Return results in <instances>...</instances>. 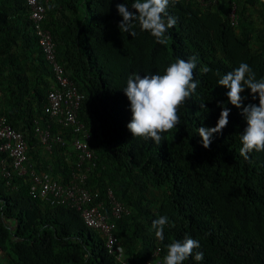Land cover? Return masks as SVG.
Instances as JSON below:
<instances>
[{
  "label": "trees",
  "instance_id": "obj_1",
  "mask_svg": "<svg viewBox=\"0 0 264 264\" xmlns=\"http://www.w3.org/2000/svg\"><path fill=\"white\" fill-rule=\"evenodd\" d=\"M233 1L170 2L168 13L177 23L166 32V45L138 22L134 36L120 31L116 5L131 8L134 0H55L47 6L44 26L58 60L86 96L79 116L92 131L97 159L85 187L99 195L117 225L124 261L108 254L106 237L80 212L33 196L30 176H14L0 178V264H145L157 249L163 264L167 245L185 236L201 247L183 264H264V151L240 155L247 123L229 102V89L217 84L241 62L257 80L264 78V0H238L237 26L229 18ZM30 14L26 0H0V117L24 135L37 172L67 184L77 171L74 135L45 115L54 72ZM193 55L199 83L178 109L179 124L161 134L160 144L133 137L123 91L129 76L164 74L171 63ZM203 67L212 71L205 74ZM241 95L245 106L259 105L251 89ZM218 104L231 109L229 123L206 149L198 128L216 126ZM36 121L50 124L66 144L53 143L48 151L36 136ZM109 190L129 215L112 217ZM162 215L169 222L160 241L152 221ZM197 251L204 253L202 261L194 259Z\"/></svg>",
  "mask_w": 264,
  "mask_h": 264
},
{
  "label": "clouds",
  "instance_id": "obj_2",
  "mask_svg": "<svg viewBox=\"0 0 264 264\" xmlns=\"http://www.w3.org/2000/svg\"><path fill=\"white\" fill-rule=\"evenodd\" d=\"M170 2L175 4L178 0H134L131 8L126 3H118L116 5L118 14L123 18L118 28L122 33L127 32L134 36V22H138L142 31L149 32L155 37L157 43L166 45L168 41L165 34L177 23V19L168 13ZM197 63L198 57L193 55L187 61L178 59L171 63L164 74L129 76L123 91L130 101L132 119L127 128L133 137L150 138L156 144H160L161 134L179 124L178 109L198 87L199 81L194 80ZM201 71L207 74L212 69L203 67ZM216 74L219 75L218 72ZM217 84L229 89L227 92L229 102L241 109V115L247 123L240 137L242 142L240 155L247 159L248 153L252 151H264V78L257 80L256 73L249 64L241 62L236 69L219 78ZM246 88L251 89L253 99H256L258 94V106L252 103L247 106L243 104L246 98L241 94ZM200 107L202 110L206 109L203 103ZM218 107H221L222 111L216 126L198 128L203 147L206 149L210 147L213 135L222 133L229 123L231 109L226 104H218ZM168 222L169 218L166 215L152 221V229L155 230V236L160 241L164 240V228ZM200 247V242L189 236H185L182 241H174L167 245L163 264H183L192 256L194 249ZM194 259L202 261L204 253L197 251Z\"/></svg>",
  "mask_w": 264,
  "mask_h": 264
},
{
  "label": "built area",
  "instance_id": "obj_3",
  "mask_svg": "<svg viewBox=\"0 0 264 264\" xmlns=\"http://www.w3.org/2000/svg\"><path fill=\"white\" fill-rule=\"evenodd\" d=\"M26 1L31 10L30 19L34 24L39 45L54 72L53 84L44 107L45 115L73 132L72 147L76 153L77 171L67 184L57 181L50 173H38L29 161V144L24 135L12 128L6 117H0V178L9 182L14 176H30L33 196H40L51 205L76 209L87 226L100 231L106 237L108 254L123 262L124 249L115 234L117 225L107 213L104 202L98 201L99 195L85 187L89 172L96 166L97 156L92 148V131L79 116L86 96L68 77L65 67L58 60L57 45L52 32L44 26L47 6L55 0ZM208 1L210 4H218L221 0ZM237 1H233L229 13L232 26L238 25ZM35 133L48 151L52 150L53 143L66 144L63 136L53 135L50 124L42 126L40 121H36ZM107 197L113 218L120 219L123 214H130V210L117 200L112 190H109ZM160 255L161 250L157 249L145 264H162Z\"/></svg>",
  "mask_w": 264,
  "mask_h": 264
}]
</instances>
